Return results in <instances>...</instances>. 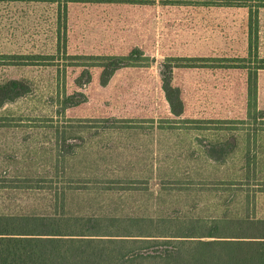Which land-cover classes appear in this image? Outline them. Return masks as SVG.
<instances>
[{
  "label": "rangeland",
  "instance_id": "rangeland-1",
  "mask_svg": "<svg viewBox=\"0 0 264 264\" xmlns=\"http://www.w3.org/2000/svg\"><path fill=\"white\" fill-rule=\"evenodd\" d=\"M193 1L0 0V82L22 79L31 88L0 107L8 116L0 120V212L264 218V117L247 118L248 70L183 61L195 65L169 74L183 113L174 115L166 98L164 78L176 57L248 55V6ZM65 3L68 54L139 50L141 63L118 69L107 83L92 67L91 81L78 87L82 68L56 52ZM257 23L264 57V6ZM54 53L53 63L14 58ZM76 90L87 100L64 108V94ZM257 110L264 115V69ZM218 142L227 150L222 161L206 154ZM71 146L72 155L60 159ZM36 174L51 189L19 182Z\"/></svg>",
  "mask_w": 264,
  "mask_h": 264
},
{
  "label": "trees",
  "instance_id": "trees-1",
  "mask_svg": "<svg viewBox=\"0 0 264 264\" xmlns=\"http://www.w3.org/2000/svg\"><path fill=\"white\" fill-rule=\"evenodd\" d=\"M129 2L142 0H106ZM165 4H192L193 0H162ZM202 5L248 6L250 25L248 55L245 57H176L164 78V90L174 115L184 111L178 88L171 84L172 68L193 66L190 62L202 61V66L243 67L248 70L249 120L264 117L257 110L258 75L264 69L260 57L258 24L259 4L253 7L243 0H197ZM67 4L59 8L56 52L73 61L82 71L75 83L83 87L92 78V67L102 69V83H107L120 68L139 65V50L128 55L76 54L67 52ZM56 54H18L14 58L53 63ZM212 62V63H213ZM30 85L22 79L0 82V107L26 96ZM87 100L82 91L65 93L61 100L64 108ZM0 115V120L7 118ZM105 123H116L117 118H105ZM205 122H215L206 120ZM216 122H229L220 120ZM245 123L246 120H241ZM109 125V124H108ZM109 127V126H108ZM59 132L60 130L57 129ZM61 133H65L64 131ZM65 141L66 136L60 135ZM221 142L210 143L207 156L222 161L227 150ZM72 146L59 152L60 159L72 155ZM46 175L36 174L19 180L28 187L46 191ZM35 185V186H33ZM57 196L56 194H54ZM58 201V199L56 198ZM56 204V203H54ZM52 209L55 210L53 207ZM0 264H264V218L253 215L223 214L220 217L164 214L144 216H96L56 212H0Z\"/></svg>",
  "mask_w": 264,
  "mask_h": 264
}]
</instances>
